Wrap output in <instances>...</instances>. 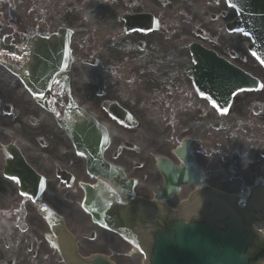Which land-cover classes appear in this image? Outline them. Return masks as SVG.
Here are the masks:
<instances>
[{
  "label": "flooded vegetation",
  "instance_id": "1",
  "mask_svg": "<svg viewBox=\"0 0 264 264\" xmlns=\"http://www.w3.org/2000/svg\"><path fill=\"white\" fill-rule=\"evenodd\" d=\"M236 16L227 0H0V264H122L119 256L138 264V211L122 221L121 210L132 181L134 195L151 198L184 179L166 201L177 210L212 190L246 193L264 176L253 166L226 186L212 182L219 154L264 159V65L250 52V29L228 28ZM158 33L167 41L156 59L123 54L132 35L142 36L135 48L143 50L144 36ZM198 46L232 59L262 89L237 92L219 108L212 85L196 75ZM65 48L69 67L44 76L41 67L57 66ZM43 51L56 59H38ZM142 116L157 117V145ZM89 117L107 132L104 161L123 172L113 183L89 173L69 137Z\"/></svg>",
  "mask_w": 264,
  "mask_h": 264
},
{
  "label": "water",
  "instance_id": "2",
  "mask_svg": "<svg viewBox=\"0 0 264 264\" xmlns=\"http://www.w3.org/2000/svg\"><path fill=\"white\" fill-rule=\"evenodd\" d=\"M233 4L240 13L243 12L244 0H233ZM259 11L264 13L263 9ZM63 68L56 70L62 72ZM215 70L219 100L223 93L228 94V100L232 92L245 88L250 81L247 75L229 65L219 63ZM71 138L89 157L88 165L93 174L106 180L118 174L102 162L101 148L106 144L107 137L95 122L77 126ZM155 198L164 199L165 195L158 192ZM212 209L215 212L211 215L207 212L201 222H185L184 218L169 217L151 225L153 229L147 232L150 242L143 244L146 264H257L263 257L264 249L260 250V254L258 240L250 227L243 223L241 215L220 199ZM216 221L223 223L224 227H213Z\"/></svg>",
  "mask_w": 264,
  "mask_h": 264
},
{
  "label": "rangeland",
  "instance_id": "3",
  "mask_svg": "<svg viewBox=\"0 0 264 264\" xmlns=\"http://www.w3.org/2000/svg\"><path fill=\"white\" fill-rule=\"evenodd\" d=\"M188 7L190 8L191 12H194V5L192 3L188 4ZM191 20L195 21L194 19H191ZM184 26H185V29L187 30L188 29L187 23H185ZM181 27H182V25H181ZM132 36L133 37H130L129 41H126L122 44L123 45L122 48L124 46H127V49L123 52V54L129 59L134 58L135 61L141 62V63H144L145 60L156 59L159 56V54L161 53V51L164 49V44L167 41L166 36L164 35L162 37L161 33L153 35L154 37L150 38V39H149V37L144 36V38L146 39V42H148L149 46L143 50H138V49L136 50L135 43L142 36H136V35H132ZM233 41H234V45L238 46L237 42L239 41V36L236 33L233 35ZM233 51L236 52L237 50L233 49ZM239 54H240V52H239ZM151 56L153 58H150ZM238 58H242V54H240L238 56ZM242 60L240 62H242ZM246 66L249 67L250 65L246 64L245 67ZM253 70H256V69L254 68ZM256 74L261 75L258 73H256ZM260 92H264V90H261ZM141 118L144 119L145 121L150 120V123H151V120H155L157 117L156 116H142ZM151 127H152V131L154 134V140H155V144H156V139H158V137L161 134V125H157L156 122H152ZM250 133H251L250 135H253V136H254L253 133H255L256 135H260V133L257 131H255V132L251 131ZM224 135H225V132H224ZM227 139L228 138H225V140H227ZM227 143H231V141L227 140L226 144ZM146 146H147V144H146ZM146 146H145V148H146ZM134 156L139 161L142 160L139 158L140 157L139 155H134ZM216 165H217V172L215 171L211 175L213 178L212 182H214L216 185H218L220 187H223V186H226V184L229 182V180L233 182L234 178L238 175L237 173L246 172L249 169H253V166H257L258 168H264V159H225V157H223L222 154H219V156L217 157V160H216ZM144 170H145V166L135 170V172L138 173L139 175H142L144 173ZM233 187L229 186L228 189L232 191V190H234ZM105 246H106V248H109L108 244H106ZM117 259L120 262H122V264L123 263L128 264V262L127 263L125 262L124 257L119 256V257H117ZM136 259L139 260V264H140L141 259H142L141 255L137 254Z\"/></svg>",
  "mask_w": 264,
  "mask_h": 264
}]
</instances>
